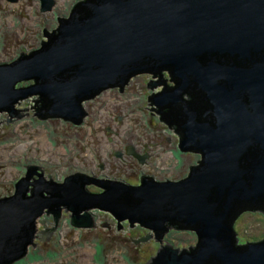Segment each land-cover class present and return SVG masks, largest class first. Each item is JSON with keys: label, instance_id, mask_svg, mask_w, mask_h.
<instances>
[{"label": "water", "instance_id": "1", "mask_svg": "<svg viewBox=\"0 0 264 264\" xmlns=\"http://www.w3.org/2000/svg\"><path fill=\"white\" fill-rule=\"evenodd\" d=\"M39 1L42 13L56 5ZM43 35L40 49L0 65V113L20 119L15 104L39 95L37 118L80 125L85 100L152 74L159 80L147 89L164 88L148 98V110L175 130L182 152L202 161L177 183L142 176L136 188L81 174L55 184L41 167L26 166L15 193L0 198V264L36 248L45 210L55 228L39 234L49 242L60 206L75 228H95L86 211L97 208L118 220V230L127 219L130 228L153 230L161 246L147 264H264V241L236 247L232 229L243 212L264 214V0H82ZM29 80L36 84L17 88ZM89 184L105 191L85 192ZM168 229L195 231L196 248L163 245Z\"/></svg>", "mask_w": 264, "mask_h": 264}, {"label": "rangeland", "instance_id": "2", "mask_svg": "<svg viewBox=\"0 0 264 264\" xmlns=\"http://www.w3.org/2000/svg\"><path fill=\"white\" fill-rule=\"evenodd\" d=\"M81 1L56 0L53 11L42 13L39 0L17 3L0 0V64H10L21 53L40 49V44L46 41L43 33L53 32L58 18H67L71 7ZM30 83L25 81L17 88L30 87ZM130 85L124 92L108 88L85 100L83 108L88 115L78 126L65 123L61 118L38 119L32 108L35 96L15 104L19 110L28 109L22 112L20 119L0 113V198L14 194L13 183L25 176L28 164L41 167L46 177L51 176L55 182L78 172L125 180L150 173L158 179L182 177L187 161L165 149L155 150L146 164H140L132 157H126L124 161L114 155L129 141L128 131L140 133L133 123L137 120L133 119L136 114L140 116L141 128L150 114L143 109L144 105L148 107L146 86L144 91L138 81H131ZM120 118L124 124L119 122ZM147 137L143 141H148ZM159 146L165 147L162 142ZM102 164L104 170L100 169ZM92 212L98 226L91 233L75 230L85 228L73 227L69 214L65 213L49 242L40 240L43 235L39 232L46 229L39 222L45 221L50 229L55 228V222L44 212L37 221L36 248L30 245L27 256L14 264H147L157 255L161 244L156 242L153 231L145 228L134 234L130 233L133 231L130 228L118 230L110 213L99 209ZM259 219L257 216L247 221L253 234H258ZM105 223H108L107 227L103 226ZM150 231L152 236L148 234ZM134 236L140 238V244L131 240ZM197 240L194 231L181 230L174 236H166L162 243H170L174 249L182 251L196 245Z\"/></svg>", "mask_w": 264, "mask_h": 264}, {"label": "flooded vegetation", "instance_id": "3", "mask_svg": "<svg viewBox=\"0 0 264 264\" xmlns=\"http://www.w3.org/2000/svg\"><path fill=\"white\" fill-rule=\"evenodd\" d=\"M21 54L22 55L23 54L26 55L28 53H21ZM18 59H19V57L16 58L13 62H15ZM12 63H10V64H12ZM161 75L163 76V80H166V85L167 86H169V87H175L174 82H170L171 77H170L168 71H162L161 72ZM145 78H147L148 80L146 81ZM158 80H159V78H153V75L152 74H138L135 77L129 78V81L127 83V86H126L125 90H127V89H129L131 87V85H132V83L130 85V82L131 81L132 82L138 81L139 86L142 89H144V91H145V86H146V89H147V84L150 81L156 82ZM29 81L32 82V83H30V85L35 84V81L34 80H29ZM25 87H27V86H25ZM163 88H164V86H160V87L157 86L153 90L150 89V88L147 89L148 92L146 93L145 97H146V101H147L148 105L151 104V102H148V98L151 97L153 94L156 95V94L162 93ZM118 91H120V90H118ZM120 92H123V91H120ZM35 98H36L34 100V103L35 104L33 105L32 108L35 110V112H36L35 115L37 117L38 103H39V95L35 96ZM139 104H140V102H139ZM139 104L137 106H139ZM143 109L144 110H147L146 113H148V111L151 110L152 107L151 106H148L147 107V106L144 105ZM15 110H16L19 118H21L22 112L23 111H27L28 109L19 110L16 107ZM134 111H135V113L138 112V110H134ZM149 113L150 114H148V120L145 122V124H143V127L142 128L139 125V122H140L139 118H140V116H138L136 114V116L133 119L137 118V120H134L133 123L135 124V130H139L142 135L140 133H138V132H134V134H133L132 131H128L127 132V140H129L130 142L127 141V144L126 145L123 143L124 146L122 148L118 149V151L114 152V155L117 156L119 159L124 160V161H126V159H125L126 157H132L136 161H138V163H140V164H146L149 159H152L151 157H152V154L154 155V151L155 150H157V149H160V150L161 149H165L169 153H171L173 156H179V157H181V159H184V160L187 161L186 162L187 164L185 163L186 166L184 165L185 166V169H183V172L184 173L181 174L182 177H180V178H172L171 177V178L158 179V178L155 177L154 174H151L150 173V174H141L139 177H137V178H135L133 180H127V179L125 180V179H121V178H113V177L110 178V177H106L103 174H100V176H98L96 174H92V173L90 175H87V174L82 173V172H78L76 174H81V175H84V176H87V177H90V178H93V179L101 180V181L119 182V183L125 184L127 186H133V187H137V186H140L141 185V177L142 176L152 178V180L154 182H158V183H167V181L172 182V183H177V182H179V181H181L183 179L188 178L189 172H190V167L199 166L200 163H198V162L202 161L201 154H199V153H190V152H182L180 150V148L178 147L180 145V142H179V137L174 133L175 130H170L169 129V126L167 124H165L164 122H161L160 121V117L161 116L158 115L156 112L149 111ZM87 115H88V113L86 112V116ZM12 117H14V116H12ZM38 119H48V118H38ZM119 122L122 123V124H124V122H122V119L121 118L119 119ZM161 131H163L162 134L160 133ZM144 134H146V136L147 135L149 136V137H147L148 141H146V140L143 141V139L146 138V136H144ZM156 136L158 138H156ZM124 137H125V135H124ZM161 142L165 145V147H160L159 146V144ZM143 143H145V144H143ZM27 166L39 167V166L34 165V164H28ZM100 169L101 170H104L105 169V165L102 164ZM39 171L40 170L36 171V173L41 174V172H39ZM42 171H43V179L45 180V182H49L50 181V178H47L46 177V173H45L44 170H42ZM26 172H27V167H26ZM73 175H75V174L69 175V176H67L65 178H68V177L73 176ZM25 177H26V174L22 178H25ZM22 178L16 180L13 183L14 184V189H15L16 183L19 180H21ZM32 178L34 180H39V177L36 176V175H33ZM65 178H63L59 182H55L54 181V178H52V181L55 184H62L65 181ZM139 180H140V182H139ZM29 182H34V181L33 180H30ZM93 187H94V189H93ZM31 188L32 187L29 188V192H31ZM84 191L89 192V193H93V194H101L105 190L102 189L101 187L96 186V185L89 184V185H85L84 186ZM14 193H15V190H14ZM12 195L13 194H11V195L9 194L8 196L3 197V198H7V197H10ZM59 208L61 209V213H60V216L61 217L65 213H68L69 216H71L72 212H70V211L65 212L66 209H64L63 206H60ZM94 209H97V208H93V209L87 210L86 212L91 215V213H94V212H92V210H94ZM46 211L47 210H45V212ZM84 213H85V211H81V213L79 215H82ZM108 214H109V212H108ZM49 215L52 216V221H54L53 215L52 214H49ZM109 215L113 218L112 220L118 224V220L113 215H111V213ZM257 216H260V219H259L260 221H259V224L257 226L258 234H253V233L250 232L251 231V225H249L247 223V221L248 220H251L253 218H256ZM91 217H94V222L96 223V227L95 228H93V229H75V230H78V231L84 230V231H89L91 233L92 230L96 229L97 226H98L97 218L95 216H93V215H91ZM70 218L71 217H69V219ZM119 224L124 229L130 228V223H129L128 219L119 222ZM44 225H45V223H44ZM57 226H59V222H58ZM103 226L104 227H107L108 226V223L103 224ZM46 228L47 229H50V227H47V226H46ZM130 229L133 230V231H130V233L137 234L136 233V230L143 232L145 230V227H141V225L139 223H134L133 224V227L130 228ZM146 229H148V228H146ZM232 229H233V232L236 234V236H235V238L237 240L236 247L244 246V245H250V244H255V243H261V242L264 241V214L261 213L258 210H256L255 212H243L235 220V222H234V224L232 226ZM148 230H150V229H148ZM151 231H153V230H151ZM151 231L148 233L150 236H152ZM177 232H178V230H176V229H168V232L163 235L161 241L163 242V240H164V238L166 236L167 237L168 236H174V234L177 233ZM241 232H242V234H240ZM130 233H128V234H130ZM153 234L155 236L154 231H153ZM196 235H197V233H196ZM135 237L136 236L132 237L131 240H134L135 243H136L138 241V239H140V238L135 239ZM139 244H140V242H139ZM167 244L168 245H171L170 243H167ZM197 244H198V240H197L196 245L191 246V248H196ZM185 250H189V249H185Z\"/></svg>", "mask_w": 264, "mask_h": 264}, {"label": "bare ground", "instance_id": "4", "mask_svg": "<svg viewBox=\"0 0 264 264\" xmlns=\"http://www.w3.org/2000/svg\"><path fill=\"white\" fill-rule=\"evenodd\" d=\"M53 9H54V8H53ZM51 11H53V10H51ZM51 11H50V12H51ZM68 17H69V16H68ZM68 17H67V18H68ZM59 19H62V18H58V21H59ZM53 32H54V31H53ZM44 42H46V41H44ZM35 51H37V50H35ZM35 51H33V52H35ZM33 52H31V53H33ZM0 65H10V64H0ZM35 84H36V83H35ZM35 84H33V85H35ZM33 85H31V86H33ZM85 112H86V111H85ZM75 125H76V124H75ZM130 187H133V186H130ZM137 187H139V186H137ZM133 188H136V187H133ZM85 192H86V191H85ZM88 214H89V213H88ZM89 215H90V214H89ZM90 216H91V215H90ZM60 218H61V216H60ZM59 220H60V219H59ZM137 242H140V241H137ZM137 242H136V243H137ZM137 244H139V243H137Z\"/></svg>", "mask_w": 264, "mask_h": 264}]
</instances>
